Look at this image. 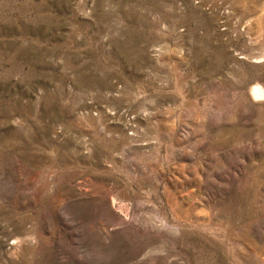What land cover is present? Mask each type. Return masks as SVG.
<instances>
[{
	"label": "rangeland",
	"instance_id": "obj_1",
	"mask_svg": "<svg viewBox=\"0 0 264 264\" xmlns=\"http://www.w3.org/2000/svg\"><path fill=\"white\" fill-rule=\"evenodd\" d=\"M264 0H0V264H264Z\"/></svg>",
	"mask_w": 264,
	"mask_h": 264
},
{
	"label": "bare ground",
	"instance_id": "obj_2",
	"mask_svg": "<svg viewBox=\"0 0 264 264\" xmlns=\"http://www.w3.org/2000/svg\"><path fill=\"white\" fill-rule=\"evenodd\" d=\"M264 94V88L262 87V85L260 84H255L252 88H251V95L253 97H258ZM264 97V96H263ZM259 98V97H258Z\"/></svg>",
	"mask_w": 264,
	"mask_h": 264
}]
</instances>
